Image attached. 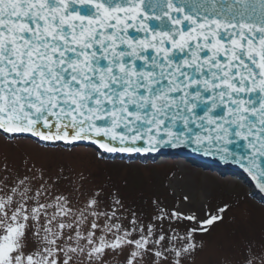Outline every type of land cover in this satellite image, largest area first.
Instances as JSON below:
<instances>
[{
    "label": "snow or ice",
    "instance_id": "6c2138e0",
    "mask_svg": "<svg viewBox=\"0 0 264 264\" xmlns=\"http://www.w3.org/2000/svg\"><path fill=\"white\" fill-rule=\"evenodd\" d=\"M0 134L109 153L192 147L264 190V0H0ZM6 188L0 264H186L229 211L159 209L158 225L132 213L128 227L94 198L91 215L106 219L84 234L57 219L65 198L48 218L39 190ZM165 220L190 226L172 236ZM243 264H264V250Z\"/></svg>",
    "mask_w": 264,
    "mask_h": 264
},
{
    "label": "rangeland",
    "instance_id": "374dc122",
    "mask_svg": "<svg viewBox=\"0 0 264 264\" xmlns=\"http://www.w3.org/2000/svg\"><path fill=\"white\" fill-rule=\"evenodd\" d=\"M238 181L186 159L163 157L143 163L108 160L84 146L49 147L32 139H9L0 134V188L17 186L22 191L28 187L29 195L39 190L40 202L52 205L47 209L48 218L56 211L57 203H64L56 197L65 198L71 211L67 217L57 219L72 223L84 234L91 230V222L103 227L106 219L91 215L89 202L94 198L99 201V211L111 214L115 209L128 227L132 213L145 225H158L160 222L152 217L160 214L159 209L169 213L178 209L203 218L227 204L225 222L210 235H198L203 247L186 264H243L246 256L264 250V204L249 198L248 190ZM117 199L122 205L115 203ZM29 204L35 206L33 201ZM188 226L187 221L163 222L164 231L172 236L183 235ZM106 233L107 229L97 230V237ZM72 235L75 239L74 231ZM123 259L107 257L108 264H122Z\"/></svg>",
    "mask_w": 264,
    "mask_h": 264
},
{
    "label": "water",
    "instance_id": "95a60500",
    "mask_svg": "<svg viewBox=\"0 0 264 264\" xmlns=\"http://www.w3.org/2000/svg\"><path fill=\"white\" fill-rule=\"evenodd\" d=\"M154 24L158 23V22H153ZM134 35H143L141 34H136L133 33ZM6 136L12 138V137H32L35 140L39 141L42 144L45 145H58V144H62L63 146H70L71 148H73L72 146H77V145H86V146H92V147H98L95 144H92L90 142L87 141H81V142H76L74 144H68V143H64L61 141H56V142H52V141H42L39 140L37 137H33L29 134H20V135H16V136H12L9 134H5ZM21 137V138H23ZM29 139V138H27ZM230 149L234 150V151H241L242 149H237L236 145H230L229 146ZM69 147H67L66 149H71ZM100 152V156L101 157H105L108 159H115V158H120V159H128V160H141V161H156L158 158H163L161 156H168L166 158H177V159H184V158H179V157H185L187 159L190 160H195L196 162H193L194 164H196L197 166H201V167H205V168H209V169H213V170H217V168L220 171H227L228 173H225L223 175L224 176H232V177H236L238 179V177L240 179H243V181L248 185V186H255L257 187V189H259V191L264 192V190H261L257 183L252 179L251 175L245 171L244 168L240 167V165L238 163H235L233 160L229 159V160H224L221 159L219 156H214V155H209L208 157L210 158L211 162L213 164H215L217 166L214 167L210 164L207 163H201L198 160H202L201 157H197L196 154H199L201 152H197L194 151L192 147H177V148H172V147H163L161 148L159 151H154V152H149L148 154L145 155H141L139 153L136 154H123V153H109V152H105V151H99ZM201 156V154H199ZM198 159V160H196ZM209 160V161H210ZM225 163V164H224ZM224 165V166H223ZM218 171V170H217ZM231 173V174H229ZM236 175V176H233ZM238 176V177H237ZM257 194V193H256ZM260 200H264V197H260ZM264 204V202H263Z\"/></svg>",
    "mask_w": 264,
    "mask_h": 264
}]
</instances>
